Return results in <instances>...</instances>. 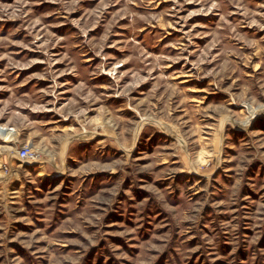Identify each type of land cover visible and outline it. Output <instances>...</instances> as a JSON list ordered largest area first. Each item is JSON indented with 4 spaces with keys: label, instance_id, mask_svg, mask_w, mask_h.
Listing matches in <instances>:
<instances>
[{
    "label": "rangeland",
    "instance_id": "1",
    "mask_svg": "<svg viewBox=\"0 0 264 264\" xmlns=\"http://www.w3.org/2000/svg\"><path fill=\"white\" fill-rule=\"evenodd\" d=\"M0 128V264H264V0H0Z\"/></svg>",
    "mask_w": 264,
    "mask_h": 264
},
{
    "label": "bare ground",
    "instance_id": "2",
    "mask_svg": "<svg viewBox=\"0 0 264 264\" xmlns=\"http://www.w3.org/2000/svg\"><path fill=\"white\" fill-rule=\"evenodd\" d=\"M261 111V110H260ZM263 112V111H262ZM259 113H256L254 111H251L250 113V119L248 122L246 123H243V125L247 126L251 120H254L255 117H257ZM12 134V133H11ZM12 138V137H11ZM10 141V132L7 130V129H4V128H0V145H3V146H0V149H7L8 147L6 146ZM7 151V150H6ZM36 161V159L33 161V162H26L24 163L25 165H32L34 164ZM22 164V163H21ZM20 167V166H19ZM20 169V168H19Z\"/></svg>",
    "mask_w": 264,
    "mask_h": 264
},
{
    "label": "built area",
    "instance_id": "3",
    "mask_svg": "<svg viewBox=\"0 0 264 264\" xmlns=\"http://www.w3.org/2000/svg\"><path fill=\"white\" fill-rule=\"evenodd\" d=\"M16 157L19 162L22 164L26 162H33L36 158V156L32 153L31 150L27 148H22L16 152ZM7 171V170H6Z\"/></svg>",
    "mask_w": 264,
    "mask_h": 264
}]
</instances>
